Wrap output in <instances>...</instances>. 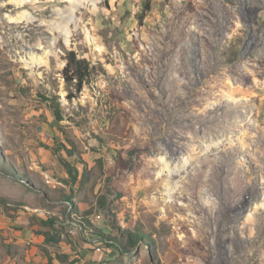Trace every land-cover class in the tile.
I'll return each mask as SVG.
<instances>
[{
	"label": "rangeland",
	"instance_id": "1",
	"mask_svg": "<svg viewBox=\"0 0 264 264\" xmlns=\"http://www.w3.org/2000/svg\"><path fill=\"white\" fill-rule=\"evenodd\" d=\"M19 253L264 264V0H0V264Z\"/></svg>",
	"mask_w": 264,
	"mask_h": 264
},
{
	"label": "crops",
	"instance_id": "2",
	"mask_svg": "<svg viewBox=\"0 0 264 264\" xmlns=\"http://www.w3.org/2000/svg\"><path fill=\"white\" fill-rule=\"evenodd\" d=\"M92 253H19L8 264H96Z\"/></svg>",
	"mask_w": 264,
	"mask_h": 264
},
{
	"label": "trees",
	"instance_id": "3",
	"mask_svg": "<svg viewBox=\"0 0 264 264\" xmlns=\"http://www.w3.org/2000/svg\"><path fill=\"white\" fill-rule=\"evenodd\" d=\"M64 73L66 82L80 92L91 75V64L87 59L78 58L74 51H70Z\"/></svg>",
	"mask_w": 264,
	"mask_h": 264
},
{
	"label": "bare ground",
	"instance_id": "4",
	"mask_svg": "<svg viewBox=\"0 0 264 264\" xmlns=\"http://www.w3.org/2000/svg\"><path fill=\"white\" fill-rule=\"evenodd\" d=\"M19 3L20 4H25V3H23V1H19ZM23 18L25 19V20H29L30 18L28 17V15H27V13L25 12V13H23L20 17H18V18H14L13 20H16V21H19V22H21L22 20H23ZM65 22H67L68 20L67 19H65L64 20ZM65 25H62L60 28L62 29V30H64L65 28ZM35 58L33 57L32 58V60H34ZM250 217V216H249Z\"/></svg>",
	"mask_w": 264,
	"mask_h": 264
},
{
	"label": "built area",
	"instance_id": "5",
	"mask_svg": "<svg viewBox=\"0 0 264 264\" xmlns=\"http://www.w3.org/2000/svg\"><path fill=\"white\" fill-rule=\"evenodd\" d=\"M98 249L100 250V249H101V247H98Z\"/></svg>",
	"mask_w": 264,
	"mask_h": 264
}]
</instances>
